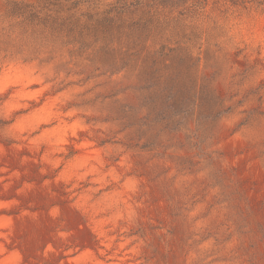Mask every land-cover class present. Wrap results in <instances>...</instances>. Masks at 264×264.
Wrapping results in <instances>:
<instances>
[{"label": "rangeland", "instance_id": "1", "mask_svg": "<svg viewBox=\"0 0 264 264\" xmlns=\"http://www.w3.org/2000/svg\"><path fill=\"white\" fill-rule=\"evenodd\" d=\"M0 264H264V0H0Z\"/></svg>", "mask_w": 264, "mask_h": 264}]
</instances>
